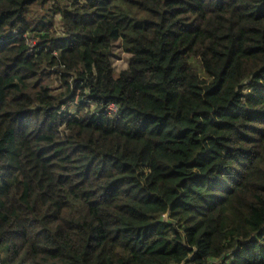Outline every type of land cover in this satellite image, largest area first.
Returning <instances> with one entry per match:
<instances>
[{
	"label": "trees",
	"instance_id": "obj_1",
	"mask_svg": "<svg viewBox=\"0 0 264 264\" xmlns=\"http://www.w3.org/2000/svg\"><path fill=\"white\" fill-rule=\"evenodd\" d=\"M0 264H264V0H0Z\"/></svg>",
	"mask_w": 264,
	"mask_h": 264
},
{
	"label": "rangeland",
	"instance_id": "obj_2",
	"mask_svg": "<svg viewBox=\"0 0 264 264\" xmlns=\"http://www.w3.org/2000/svg\"><path fill=\"white\" fill-rule=\"evenodd\" d=\"M112 64L113 68L115 70V73L118 75L122 71H126L129 67L130 64V55L126 54L123 49H122V43H117L113 45L112 48ZM50 79V78H49ZM54 78L50 79V82L52 81L53 83H56L53 81ZM48 81V80H46ZM54 87L58 88L57 92H61L62 90L60 89V84L56 83Z\"/></svg>",
	"mask_w": 264,
	"mask_h": 264
},
{
	"label": "built area",
	"instance_id": "obj_3",
	"mask_svg": "<svg viewBox=\"0 0 264 264\" xmlns=\"http://www.w3.org/2000/svg\"><path fill=\"white\" fill-rule=\"evenodd\" d=\"M110 109H111L112 111H114V110H115V107H114V106H111Z\"/></svg>",
	"mask_w": 264,
	"mask_h": 264
}]
</instances>
